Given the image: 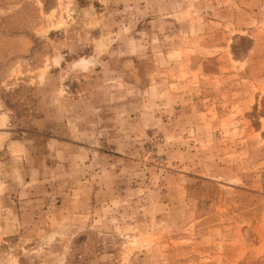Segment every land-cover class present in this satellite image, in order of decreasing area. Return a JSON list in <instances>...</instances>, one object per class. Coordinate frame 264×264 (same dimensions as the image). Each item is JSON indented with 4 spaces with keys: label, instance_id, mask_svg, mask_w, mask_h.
Wrapping results in <instances>:
<instances>
[{
    "label": "rangeland",
    "instance_id": "rangeland-1",
    "mask_svg": "<svg viewBox=\"0 0 264 264\" xmlns=\"http://www.w3.org/2000/svg\"><path fill=\"white\" fill-rule=\"evenodd\" d=\"M0 136V264H264V0H0Z\"/></svg>",
    "mask_w": 264,
    "mask_h": 264
},
{
    "label": "bare ground",
    "instance_id": "bare-ground-1",
    "mask_svg": "<svg viewBox=\"0 0 264 264\" xmlns=\"http://www.w3.org/2000/svg\"><path fill=\"white\" fill-rule=\"evenodd\" d=\"M37 2L42 5V0H37ZM55 63H58V59H55ZM75 65H86L88 66V59H84V58H81L79 60H77L76 62H74ZM47 68V67H46ZM42 72H44L45 68L43 67L42 69ZM44 74V73H43ZM42 76V75H41ZM7 116L3 113V119L6 118ZM2 138L3 136H0V145H1V141H2ZM3 142V141H2Z\"/></svg>",
    "mask_w": 264,
    "mask_h": 264
}]
</instances>
